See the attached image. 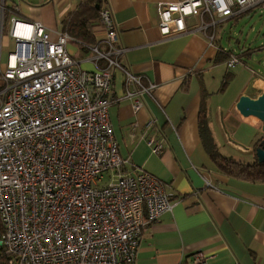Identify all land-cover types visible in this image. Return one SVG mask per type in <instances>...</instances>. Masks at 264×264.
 Segmentation results:
<instances>
[{
	"label": "built area",
	"instance_id": "obj_1",
	"mask_svg": "<svg viewBox=\"0 0 264 264\" xmlns=\"http://www.w3.org/2000/svg\"><path fill=\"white\" fill-rule=\"evenodd\" d=\"M15 8L0 0V33L10 11L12 40L0 68V250L6 263L136 264L142 230L171 210L173 194L148 172L125 171L108 105L115 70L123 75L120 98L134 112L146 97L156 102V83L119 62L126 48L117 44L108 7L99 11L104 35L91 44L22 19ZM254 9L264 12V0L159 1L157 27L162 40L199 31L211 41L217 22ZM191 16L198 26L186 24ZM70 44L89 52L92 69L80 67ZM223 52L227 68L241 63L238 53ZM146 144L154 154L163 149L153 136ZM204 182L214 186L207 176ZM192 256L193 264L209 258L199 250Z\"/></svg>",
	"mask_w": 264,
	"mask_h": 264
},
{
	"label": "crops",
	"instance_id": "obj_2",
	"mask_svg": "<svg viewBox=\"0 0 264 264\" xmlns=\"http://www.w3.org/2000/svg\"><path fill=\"white\" fill-rule=\"evenodd\" d=\"M5 1L8 10L16 6L18 17L39 21L49 30L72 36V31L84 29L73 23L82 0ZM159 1L179 0L102 3L110 9L117 26V44L126 48L119 62L156 83V102L146 97L144 106L134 112L130 101L120 98L124 89L122 73L113 72L108 118L119 154L127 159L124 169L132 174H152L162 182L164 191L173 194L171 210L147 222L142 230L136 264H193L192 253L198 250L209 256L200 264H264V181L235 178L218 170L202 144L198 127L203 109L212 142L221 154L226 152L220 148L225 141L232 152L240 153L238 156L254 155V144L264 134L261 121L240 116L235 103L242 94L256 97L261 93L264 68L254 69L245 63L252 48L248 45L238 50V40L235 45H223L215 35L210 41L199 31L162 40L157 27ZM10 14L6 11L0 33V68L12 47L8 35ZM186 24L196 27L198 20L191 16ZM90 25L86 26L93 42L101 39L104 28L99 16ZM223 49L238 53L242 62L237 65L249 72L237 65L227 68ZM67 50L78 59L80 67L93 68L86 49L70 44ZM260 64L264 67V61ZM250 69L257 74L252 75ZM233 81L239 85L237 91L226 93L224 89ZM219 93L221 96L212 105ZM149 136L163 144L161 153L150 151L146 144ZM227 157L246 163L255 159ZM205 176L214 186L205 184ZM143 216L147 217L145 210Z\"/></svg>",
	"mask_w": 264,
	"mask_h": 264
},
{
	"label": "trees",
	"instance_id": "obj_3",
	"mask_svg": "<svg viewBox=\"0 0 264 264\" xmlns=\"http://www.w3.org/2000/svg\"><path fill=\"white\" fill-rule=\"evenodd\" d=\"M102 3L103 0H82L80 7L74 13L75 19L73 23H75L76 26L83 27L84 29L80 31L79 29H76V31L71 32L73 38L77 40V42H80L81 44H91L93 42L90 31L88 30L89 27H87L86 25L88 24V26H91L90 24L93 22V19L96 20L97 16H99V11L103 7ZM73 25L74 24H72V26ZM72 28L68 30L70 31ZM81 48L83 47L81 46ZM247 48L248 47H246L245 50ZM198 127L199 134L202 139V144L218 170H220L225 175L235 178L251 181H264V162H259L256 158L249 163L236 161L230 157L224 156L218 151V149H216L212 142V138L206 123V115L203 109L200 110ZM1 228L2 226L0 223V230ZM0 264H7L5 256L3 255V252L1 250Z\"/></svg>",
	"mask_w": 264,
	"mask_h": 264
},
{
	"label": "rangeland",
	"instance_id": "obj_4",
	"mask_svg": "<svg viewBox=\"0 0 264 264\" xmlns=\"http://www.w3.org/2000/svg\"><path fill=\"white\" fill-rule=\"evenodd\" d=\"M215 37L216 39H219L223 45H235L236 40H238V50L240 47L250 45L252 48V53L250 57L244 59L245 63L249 62L254 69H257L258 67L264 68L260 64L262 61H264V59H262L264 58V12H261L259 9H254L245 13H238L231 19L217 22L215 26ZM237 66H239L238 68L243 67L240 65ZM243 68L249 72L245 66ZM219 85L220 82L218 81L216 89H219ZM238 87L239 85L236 84V81H233V83H230V85L224 90L226 93L232 92L234 94ZM220 94L221 93L215 95L216 97H213L214 99L212 101V105L215 104V99L221 96ZM220 148L222 151H226L223 155H232L235 159L256 158L253 154L250 157V154L248 153H243V155L238 156L240 153L237 151L232 152L230 147L226 145L225 141L221 142Z\"/></svg>",
	"mask_w": 264,
	"mask_h": 264
},
{
	"label": "water",
	"instance_id": "obj_5",
	"mask_svg": "<svg viewBox=\"0 0 264 264\" xmlns=\"http://www.w3.org/2000/svg\"><path fill=\"white\" fill-rule=\"evenodd\" d=\"M235 108L242 117L260 119L262 121L261 130L264 132V89L256 97H250L246 94L240 95L235 103ZM254 145L257 161L264 162V135H261Z\"/></svg>",
	"mask_w": 264,
	"mask_h": 264
},
{
	"label": "bare ground",
	"instance_id": "obj_6",
	"mask_svg": "<svg viewBox=\"0 0 264 264\" xmlns=\"http://www.w3.org/2000/svg\"><path fill=\"white\" fill-rule=\"evenodd\" d=\"M258 119V118H257ZM258 120H260V119H258ZM261 121V120H260ZM261 125H262V121H261Z\"/></svg>",
	"mask_w": 264,
	"mask_h": 264
}]
</instances>
